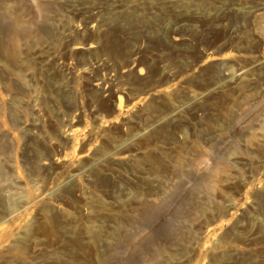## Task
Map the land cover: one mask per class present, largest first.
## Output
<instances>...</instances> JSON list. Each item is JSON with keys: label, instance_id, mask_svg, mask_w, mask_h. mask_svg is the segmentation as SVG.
Masks as SVG:
<instances>
[{"label": "rangeland", "instance_id": "1", "mask_svg": "<svg viewBox=\"0 0 264 264\" xmlns=\"http://www.w3.org/2000/svg\"><path fill=\"white\" fill-rule=\"evenodd\" d=\"M0 264H264V0H0Z\"/></svg>", "mask_w": 264, "mask_h": 264}, {"label": "bare ground", "instance_id": "2", "mask_svg": "<svg viewBox=\"0 0 264 264\" xmlns=\"http://www.w3.org/2000/svg\"><path fill=\"white\" fill-rule=\"evenodd\" d=\"M12 247H14V245H12ZM12 247H10V248H12Z\"/></svg>", "mask_w": 264, "mask_h": 264}]
</instances>
